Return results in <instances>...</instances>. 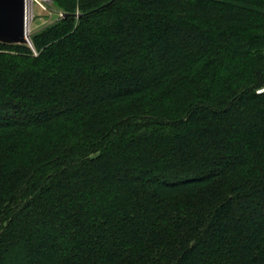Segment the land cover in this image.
<instances>
[{
    "label": "trees",
    "instance_id": "16d2710c",
    "mask_svg": "<svg viewBox=\"0 0 264 264\" xmlns=\"http://www.w3.org/2000/svg\"><path fill=\"white\" fill-rule=\"evenodd\" d=\"M51 2L0 44V264H264V0Z\"/></svg>",
    "mask_w": 264,
    "mask_h": 264
},
{
    "label": "water",
    "instance_id": "95a60500",
    "mask_svg": "<svg viewBox=\"0 0 264 264\" xmlns=\"http://www.w3.org/2000/svg\"><path fill=\"white\" fill-rule=\"evenodd\" d=\"M65 16L68 14H60V18ZM0 44L25 46L34 51L29 35L26 0H0Z\"/></svg>",
    "mask_w": 264,
    "mask_h": 264
},
{
    "label": "rangeland",
    "instance_id": "374dc122",
    "mask_svg": "<svg viewBox=\"0 0 264 264\" xmlns=\"http://www.w3.org/2000/svg\"><path fill=\"white\" fill-rule=\"evenodd\" d=\"M36 1L37 2L31 3L30 10L27 8V11L30 12V19L28 20L30 37L60 18V15L50 10V7H52L51 0ZM28 12L27 15L29 14ZM262 90L263 89L260 91Z\"/></svg>",
    "mask_w": 264,
    "mask_h": 264
},
{
    "label": "bare ground",
    "instance_id": "6f19581e",
    "mask_svg": "<svg viewBox=\"0 0 264 264\" xmlns=\"http://www.w3.org/2000/svg\"><path fill=\"white\" fill-rule=\"evenodd\" d=\"M34 2H37L36 0H26V3H27V8H29L30 10V5L31 3H34ZM28 12V11H27ZM29 14L27 15L28 17V20L30 19V12H28Z\"/></svg>",
    "mask_w": 264,
    "mask_h": 264
},
{
    "label": "built area",
    "instance_id": "2783aa9c",
    "mask_svg": "<svg viewBox=\"0 0 264 264\" xmlns=\"http://www.w3.org/2000/svg\"><path fill=\"white\" fill-rule=\"evenodd\" d=\"M261 92V91H260Z\"/></svg>",
    "mask_w": 264,
    "mask_h": 264
}]
</instances>
